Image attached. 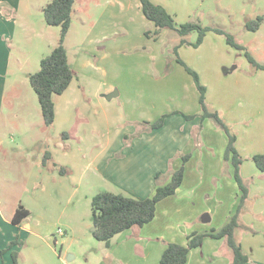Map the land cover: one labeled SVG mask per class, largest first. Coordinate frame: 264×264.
I'll list each match as a JSON object with an SVG mask.
<instances>
[{"label":"rangeland","instance_id":"obj_1","mask_svg":"<svg viewBox=\"0 0 264 264\" xmlns=\"http://www.w3.org/2000/svg\"><path fill=\"white\" fill-rule=\"evenodd\" d=\"M52 1L28 0L26 5L30 10V16L27 13V17L35 31L42 33L46 30L47 35L55 33L53 37L56 36L59 42L61 29L48 26L44 17V8ZM157 1L164 3L167 10L176 15L178 25L199 22L204 27L224 29L234 37L238 44L245 47L258 63L264 65V20L258 31L251 32L246 29L248 21L258 16L264 18V0ZM119 3H123L124 8ZM113 16L116 17L115 20ZM149 23L142 13L140 0H75L67 46L70 64L76 72V77L72 82L71 90L62 97L56 96L55 101L58 102L57 111L59 113L69 112L76 117L74 116L68 122L64 117H60L59 124L50 128L44 124L41 108L37 104L38 97L29 80L31 74L40 70L41 60L49 53L41 44L34 43L31 53L26 57L19 52L17 42L14 46L12 74L22 84L23 93L26 92L24 88L26 84L27 91L36 99L35 108L38 110L35 115L39 119L35 120L33 127L28 128V135L15 137L20 147L16 149V168H14V174L10 176L13 182L6 184L10 188L9 198L21 200L27 186L26 176L28 175V207L32 209L31 216L34 214L37 218L44 214L49 217V214H52L51 220H57L60 217L61 222L57 223L56 227L51 226L57 222L54 223L52 220L45 228L50 230L49 234L57 240V243L53 240L56 251L71 264H98L106 250L105 244L93 236L95 226L92 199L99 192L119 191L106 183H94L91 180L94 169L89 167V163L105 145V140L110 141L111 144H117L120 141L125 144L122 134L127 133V128L131 130L136 125L138 129L144 128L143 125L140 126L141 123H137L138 113L141 112L140 104L144 105L145 114L156 116L149 123L156 122L164 115H168L166 118L168 119L178 112L176 110L188 113L189 107L192 108V94L194 93L198 96L200 106V93L195 82L177 62L175 52L172 49L166 50L167 44L162 45L160 56L157 51H153V43L160 38L154 40L146 36ZM192 34V39L190 40L189 35L186 40L195 44L198 40V33ZM149 41L152 43L150 44ZM181 46L180 49L178 48V57L199 74L202 84L207 88L209 110L218 111L227 125L231 126L236 133V147L243 160L241 177L246 182L249 193L252 189L255 195V189L258 186H264V173L259 171L253 161V156L264 154V71L253 68L244 52L231 47L225 36L212 31L207 33L198 47L189 44ZM19 61L26 62L22 69ZM175 65L178 70L175 74H171ZM157 69L165 71L158 74ZM105 83L119 87L122 93L119 94V90L115 87L114 92L117 95L107 100L101 108L97 103V95L98 91L105 88L103 86ZM219 89L225 92L223 97L219 95ZM67 97L81 98L86 104L74 105V99L67 101ZM152 98L154 105L145 107L150 104ZM142 101L149 102L143 104ZM168 111L170 113H167ZM199 119L202 123L201 117ZM204 121H208L209 124L206 127L203 125L204 129H201H207L208 134L210 132L215 134V136L210 135L212 142L218 146L216 150L225 146L226 134L213 121L209 119ZM201 123L194 133L196 144L201 142L197 133L199 131L201 134ZM78 128V137L70 143L74 149L73 154L66 157L65 150L69 152L71 147L63 146L68 139L64 135L66 133L69 137L73 136ZM157 133L158 131L154 132L151 137ZM167 136L168 132L163 135L164 139H167ZM129 137L132 143L135 138L132 139V135ZM46 151L51 153L52 160L48 161L46 166L42 163V169L46 170L50 176L58 175L60 178L56 179L54 176L45 183L43 182L45 174L36 181L32 176L36 178L40 171L37 164L40 152L44 157ZM27 153L28 164L24 159ZM0 156L2 162L7 160L4 158L3 151ZM62 160L69 161L71 167L61 166L60 164H64ZM2 166L3 163L0 166V175H3L5 171ZM60 167H63L66 173L61 174ZM224 173H227L226 165ZM217 178L221 181V177ZM73 181L76 184L74 188ZM217 182L218 179L216 181L212 179L211 184L216 186ZM225 183L226 187L223 191L220 190V193L227 200L233 186L230 188L228 181ZM232 183L231 185L238 190L236 181L233 180ZM207 184L208 179L204 183V188L211 189V186ZM40 196L45 197L41 208L44 209L43 211H37L38 206L35 207L33 204V199ZM262 199L263 204L259 206V210L264 209V198ZM189 203L187 201L182 207L184 211L190 213L189 215L194 214L195 219H198L196 223H198L206 212L201 213V203L197 202L198 205L197 203L189 205ZM257 203V198L254 196L251 198L249 195L246 212L250 214L251 209H255ZM225 207L220 208L219 212H222ZM45 208H49L47 209L49 212H46ZM218 219L219 217L216 218V222ZM63 224H69L71 229L63 227ZM249 224H252L253 227L249 228L254 231L264 228V222L260 221V216H252ZM59 229L63 231V234H59ZM55 231L57 232L54 234ZM242 233L239 229L236 231L235 236L238 241L242 238ZM250 233L253 234V232ZM253 235L255 240L261 239L259 236L256 237L258 235L256 232ZM254 236L249 239H253ZM30 243L28 252H24V258L31 259L32 257L33 246ZM18 255L22 258V255ZM71 258L75 259L71 260Z\"/></svg>","mask_w":264,"mask_h":264},{"label":"crops","instance_id":"obj_2","mask_svg":"<svg viewBox=\"0 0 264 264\" xmlns=\"http://www.w3.org/2000/svg\"><path fill=\"white\" fill-rule=\"evenodd\" d=\"M152 1L166 8L164 3H160L157 0ZM27 2L28 0H0V153L3 151L5 154L4 158L7 159L2 162L0 156V166L1 163H3L2 167L5 169V171H3L4 174L2 173L3 175H0V250L8 249L10 243L15 239H19V242L22 243V245L15 246L12 250L7 252L4 257L0 259V264H11V254L13 251L20 254V256L22 255V258L19 257V264H71L64 259L61 253L56 251L54 243H57V240L53 239L52 235L49 234L50 230L45 228L48 223L54 220L50 218L52 214H49V217L41 214V216H37L39 219L34 217V214L33 216L30 215V217L24 220L19 226L14 225L12 222L18 209L24 208L29 210L30 213L32 212V209L28 207V175L26 176L27 186L20 201L9 198L10 188L6 185L7 183L13 182L10 176L14 174L13 171H15L14 168H16V149L20 147V145L16 143L15 137H17V135H28V128L33 127L35 120L39 119V117L35 115V112L38 110L35 108L36 99L27 91L26 84H24L26 92L23 93L21 89L22 84L19 83L16 76L12 74L11 64L14 46L17 42L19 52L28 57L34 47V43L41 44V46L48 51V55H50L58 45L56 36L55 38L53 37V35H56L55 33L47 35L46 30L42 33L34 30L31 21L27 17V13L30 16V10L26 5ZM119 4L124 8L123 3ZM174 16L177 23V17L176 15ZM112 18L114 20L116 19L114 16ZM152 30H154V25L149 23V31ZM68 35L65 40V47L69 59L67 46ZM189 37L191 40L193 34ZM185 39H187V37ZM181 41L182 37L175 31L164 30L160 40L153 43V51H157L160 56L162 53V45L167 44L165 49H172V51H174V49L180 45ZM149 42L150 44L152 43V41ZM180 47L182 46H179V49ZM25 63L26 62L19 61L21 69L25 66ZM185 63L187 64V62ZM177 70V66L175 65L171 74H175ZM162 71L157 69L158 74ZM72 86L73 83H71L64 94L69 92ZM103 86L105 88L98 91L97 95V103L101 108L106 104V101L109 100L108 97L113 94L115 87L119 90V94L122 93V90L115 85H108L105 83ZM218 93L223 97L225 92L223 93V90L219 89ZM64 94L61 95V97L64 96ZM197 97V94H192V108L189 107L190 111L188 113H176L171 115L166 119L162 128L150 133L141 134L138 138L133 140L130 146H126L121 141L117 144H111L110 141L105 140V145L101 147L98 155L89 163V167L94 169L91 175V180L94 183H106L119 191L111 193L124 194L134 199L145 200L155 193L157 188L156 176L158 174L162 175V184H167L170 181V173L180 169L183 165L181 156L192 154L190 160L185 164L183 185L175 196L167 198L159 203L154 221L142 228H133L117 235L111 240L110 246H106L104 243L106 250L103 258L99 260L98 264H158L169 243L186 245L188 237L192 233L204 234L211 233L212 231L217 232L222 229L234 214L239 204L240 190L239 188L236 190V187L231 185L235 179L234 169L230 162H228L227 165V173H224L227 175L224 176L223 174L225 166L224 156L228 144V137L226 138L225 146H221L220 149L216 150L218 146L212 142L213 139L211 138V135L215 136V134L210 132V135L207 133V129L205 128L206 130H203V128L201 134L198 136L201 142L198 144L195 143L194 133L201 123L199 116L202 114ZM72 99H74V105L79 104L83 106V104H86L81 98H66L67 101H71ZM170 99H172V97H170ZM142 102L145 104L146 101ZM55 103L56 118L53 127L59 124L60 117H64L67 122L70 121L71 118H74L75 115H73V113H59L57 111V100ZM60 103L62 105V102ZM149 103L150 104L145 105V107L154 105L155 102L153 98ZM37 104L40 106L39 100ZM139 106L141 112L138 113L137 119L139 121L137 123L147 122V119L149 120L148 122H151L152 119H155L156 116L144 113V105L140 104ZM79 109L81 110V108ZM152 109L154 110L155 106L152 107ZM133 110L135 112V107ZM170 111L167 113H170ZM176 111L181 112L180 110ZM184 115H197L198 117L194 120H187ZM208 124V121H204L203 123L204 127ZM137 126L138 125L134 126L135 128L131 130L127 128V133L122 134L123 141L126 136H131L142 128L140 127L138 129ZM62 131H64V128H62ZM156 131H158V133L151 137ZM167 132V139H164L163 135ZM74 133L73 136L68 137L66 142L63 143V146L67 148L71 147V141L78 137L79 128L75 130ZM73 151L74 149L71 147L69 152L65 150L64 155L68 157L73 154ZM42 157L43 154L40 152L37 159L40 171L36 178L32 176L33 180L36 181L44 177V174L45 177L43 182L45 183L46 180L54 176H56V179L60 178L58 175L50 176L46 170L44 171L42 169ZM24 159L28 164V153L24 155ZM62 162L64 164H60L61 166L66 165L71 167L69 161L65 162L62 160ZM217 177H221V181H219L220 178ZM206 179H208L207 186L210 185L211 189L207 187L204 188ZM212 179H215V181L218 179L216 186L211 184ZM226 181H228L230 188L233 186L227 200L224 198L223 194L220 193V190L223 191L225 189ZM75 186L76 184L73 181V188ZM254 192L255 195H253L251 189L249 195L251 198L252 196L256 197L258 203L255 209H251L250 214L246 212L242 215L241 224L245 227L252 226V224L249 223L254 215L260 216V221L264 222V209L259 210V206L263 204L264 186H258ZM44 198L45 197L40 196L33 199L35 207L38 206V208H36L37 211L44 210L41 209L43 207L42 202ZM187 201L190 202L189 205H194L197 202L201 203V213L206 212L209 214L211 218L210 222L204 223L201 217L199 219L200 221L196 223L198 219H195L196 217L193 216L194 214L189 215L190 213L184 211L185 209L182 207ZM205 201L206 203H204ZM182 202L184 203L181 205ZM223 206H226L225 209L219 212V209ZM47 209L49 208H45V211L49 212ZM53 211L55 210L53 209ZM217 217H219V219L216 222ZM33 218H35V220ZM60 222L59 217L57 220H54L55 224L51 226L56 227L57 223ZM215 223L217 225H215ZM63 227L71 229L69 224H63ZM239 230L243 232L242 238H240V241L236 239L250 259V263L248 264H264V228L262 230H255L258 234L256 237L259 236L261 238L259 241L255 240V236L249 231H245L242 228ZM64 231L67 233L66 229ZM56 232L57 231H55L54 234ZM251 236H254L253 239H249ZM30 242L33 246L32 257L28 259V257L24 258V252H28ZM72 259L74 260L75 258H71V260ZM232 262L233 254L224 239L216 240L206 238L200 248L190 252L187 264H232Z\"/></svg>","mask_w":264,"mask_h":264},{"label":"trees","instance_id":"obj_3","mask_svg":"<svg viewBox=\"0 0 264 264\" xmlns=\"http://www.w3.org/2000/svg\"><path fill=\"white\" fill-rule=\"evenodd\" d=\"M141 10L145 18L154 25V30L147 31L146 36L158 40L164 30L175 31L182 41L180 45L189 44L198 47L202 44L207 33L212 31L218 35L225 36L228 44L245 53L250 65L259 71H264V65L258 63L243 47L238 44L234 37L227 33L222 28L204 27L199 22H188L186 24L177 25L175 16L169 13L163 6L155 4L152 0H140ZM75 0H53L44 8V17L48 26L59 27L61 29L60 38L57 47L50 55L43 58L40 62V70L31 74L29 77L30 85L38 96L40 103L44 124L50 128L53 126L56 118V103L55 97L63 95L70 87L72 81L76 77V72L73 70L65 47V40L70 31L72 24V14L74 11ZM263 16L248 21L246 29L251 32H256L260 29L263 23ZM198 33V40L195 44L189 43L185 38L192 33ZM178 47L174 49L177 55V62L186 70V72L193 78L195 85L200 93V106L202 109L201 117L203 122L209 119L222 130L228 137V144L225 151L224 162L228 165L231 163L234 169V179L240 190L239 204L236 207L234 214L229 221L219 231H212L211 233H192L188 237L186 245L169 243L162 255L158 264H187L189 254L192 250L200 248L206 238L216 240L224 239L233 254L232 264H248L249 257L244 252L241 244L237 241L235 233L242 228L245 231H256L249 227L242 226L241 217L247 210V201H249V188L246 182L241 177V166L243 164L242 157L236 147V133L233 128L224 121L218 111L211 112L207 105V88L202 84L199 74L191 69L184 61L178 57ZM182 114L181 112H175ZM168 115H164L154 123L144 122L140 126H144L135 134L133 138H138L141 134L160 129L164 126ZM187 120H194L197 115H184ZM202 130V129H201ZM199 135V131L197 132ZM65 138L69 135L65 133ZM130 137L124 138L125 145L130 146ZM192 154L182 155L181 159L183 165L180 169L170 173V181L167 184H162V175L156 176L157 188L155 193L145 199L138 200L124 194H114L110 192H99L92 199V215L96 231L93 236L99 241L110 246V242L117 235L133 228H142L151 223L156 218L157 207L163 200L175 196L181 188L185 178V164L190 160ZM52 160L50 152L46 151L43 157V166H46L48 161ZM253 161L257 168L264 172V154H257L253 156ZM55 164V163H54ZM56 166V164H55ZM60 173H66L62 167L59 168ZM31 215L27 209H18L12 219L14 225L19 226L24 220ZM22 245L19 239H15L10 243L8 249L0 250V259L12 250L15 246ZM12 263L19 264V255L17 252H12Z\"/></svg>","mask_w":264,"mask_h":264},{"label":"water","instance_id":"obj_4","mask_svg":"<svg viewBox=\"0 0 264 264\" xmlns=\"http://www.w3.org/2000/svg\"><path fill=\"white\" fill-rule=\"evenodd\" d=\"M117 94L116 93H113V94H111L109 97H108V99H111V98H113L114 96H116ZM210 220H211V218H210V215L209 214H204L203 216H202V221L204 222V223H208V222H210ZM96 231V227L93 229V232H95Z\"/></svg>","mask_w":264,"mask_h":264},{"label":"built area","instance_id":"obj_5","mask_svg":"<svg viewBox=\"0 0 264 264\" xmlns=\"http://www.w3.org/2000/svg\"><path fill=\"white\" fill-rule=\"evenodd\" d=\"M59 234H63V231L61 229H59Z\"/></svg>","mask_w":264,"mask_h":264}]
</instances>
